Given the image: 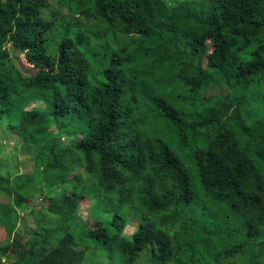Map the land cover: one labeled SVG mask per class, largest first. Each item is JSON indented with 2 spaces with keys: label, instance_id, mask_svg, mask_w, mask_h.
<instances>
[{
  "label": "trees",
  "instance_id": "trees-1",
  "mask_svg": "<svg viewBox=\"0 0 264 264\" xmlns=\"http://www.w3.org/2000/svg\"><path fill=\"white\" fill-rule=\"evenodd\" d=\"M41 175L74 188L23 238ZM0 194V264H264V0H0Z\"/></svg>",
  "mask_w": 264,
  "mask_h": 264
},
{
  "label": "rangeland",
  "instance_id": "rangeland-1",
  "mask_svg": "<svg viewBox=\"0 0 264 264\" xmlns=\"http://www.w3.org/2000/svg\"><path fill=\"white\" fill-rule=\"evenodd\" d=\"M23 57V56H22ZM23 65L28 68L29 72L25 70L26 73L35 72L36 70L28 64L25 59H23ZM220 92H224L225 89L218 88ZM215 92V91H214ZM36 105V104H35ZM3 129V126H1ZM3 131V130H1ZM8 132V131H7ZM19 140L18 135L15 133H11L9 136L7 135L5 138L2 139V146H3V154L6 156V165L10 170L11 174H20L23 171L27 173L34 171V163L38 157H36V149L34 148H25L23 143H18ZM63 142V141H62ZM188 170L190 172V176L192 179V183L196 186L199 185L197 180L196 171L193 167L186 163ZM81 175L84 177L86 176L85 172H81ZM14 179V177H12ZM41 180H43L38 186L37 191L33 197L28 198L25 202L21 205L16 206L17 212V227L16 232L20 233L23 238H29L32 235L34 230L37 228L38 221L40 219V215L42 214L41 211H46L48 215H51V206L55 204V200L50 197V194L58 196L61 194L63 188H68L67 191H70L74 188V185L66 182L63 185H55L53 189H50L47 184V180L45 177L40 176ZM49 195V196H48ZM8 200L2 194H0V202ZM57 210L60 211L62 205L57 203ZM99 209L96 200L93 199H84L81 201V205L79 208V218L82 222H88L89 226L94 228L99 221L102 220H109L112 218L113 211L112 210H105L103 213L99 212V219L96 216V210ZM138 220L131 218L130 223L127 225L124 234L127 237H131L132 233L135 231L137 226ZM8 233L4 226L0 225V242L5 241L8 238ZM10 239L13 237L9 236ZM94 238H89L81 241V243L86 245L88 244V255L87 259L92 261L94 260L97 264H112L107 261L104 257H106V253L103 252V249L99 248L98 252L96 251V245ZM79 248V247H78ZM81 248V245H80ZM97 253V254H96ZM97 255V257H96Z\"/></svg>",
  "mask_w": 264,
  "mask_h": 264
}]
</instances>
